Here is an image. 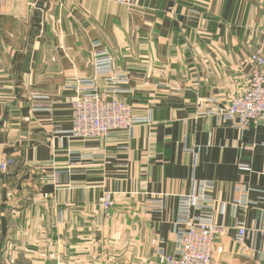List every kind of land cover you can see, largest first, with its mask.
Here are the masks:
<instances>
[{
  "label": "crops",
  "instance_id": "0c3cea01",
  "mask_svg": "<svg viewBox=\"0 0 264 264\" xmlns=\"http://www.w3.org/2000/svg\"><path fill=\"white\" fill-rule=\"evenodd\" d=\"M256 51L264 0H2L0 162H17L0 171V264H166L201 183L212 202L191 216L220 226L213 264H264V121L206 114L247 88ZM93 78L153 122L72 136Z\"/></svg>",
  "mask_w": 264,
  "mask_h": 264
},
{
  "label": "built area",
  "instance_id": "2783aa9c",
  "mask_svg": "<svg viewBox=\"0 0 264 264\" xmlns=\"http://www.w3.org/2000/svg\"><path fill=\"white\" fill-rule=\"evenodd\" d=\"M2 0H0L1 3ZM132 5L133 0H116ZM113 57L104 53L95 57L97 73L113 72ZM253 69L248 78V86L240 94L231 98L228 104L217 105L212 109L208 107L206 114H215L222 119L239 118L243 127L252 123L264 121V52L256 51L249 56ZM123 76L112 77L111 81H121ZM85 82L88 87L77 86L80 94L71 101L72 128L70 134L82 139L106 138L111 132L117 130L130 131L138 123L151 124L152 118L136 117L133 109L117 98H108L107 94L100 93L95 88L94 78ZM116 93L115 89L107 93ZM211 103V100L201 102V106ZM207 109V108H205ZM14 158L0 162V171L5 172L10 166L16 164ZM206 183H201V193L190 195L180 208L181 221L177 227L178 251L177 255L165 258L166 264H213V250L220 226L212 217H192L191 209L206 208L212 202L205 191ZM1 189V186H0ZM114 201L110 194L103 197L102 207L109 210ZM1 226V222H0ZM238 238L242 240L246 235V227L239 224ZM264 232V229H262Z\"/></svg>",
  "mask_w": 264,
  "mask_h": 264
}]
</instances>
